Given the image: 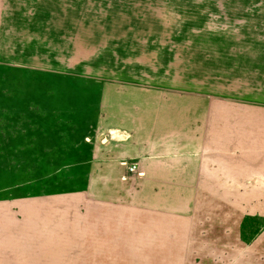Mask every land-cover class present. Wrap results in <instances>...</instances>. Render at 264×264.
Here are the masks:
<instances>
[{
    "label": "rangeland",
    "instance_id": "rangeland-1",
    "mask_svg": "<svg viewBox=\"0 0 264 264\" xmlns=\"http://www.w3.org/2000/svg\"><path fill=\"white\" fill-rule=\"evenodd\" d=\"M49 1L42 5L47 6L45 10L40 8L36 12L33 4L27 14L74 15L85 22L88 28L82 29L87 30L89 42L80 46L79 57L92 62L91 68L85 70L93 71L95 76L83 74V68L45 71L0 61V201L15 205L44 204L55 210L62 205L66 213L64 220L57 221L58 226L53 229L62 241L57 250L67 257L77 247V241L97 230L88 223L94 213L87 214L86 192L82 194L83 200L71 194L85 190L92 138H101L97 129L103 127L101 101L106 88L121 92L122 97H132L134 106L145 108L155 101L150 100L152 94L166 92L168 96L164 98L169 100L162 98L159 102L166 101L163 107L175 108L176 121L177 113L187 108L191 124L195 123L193 129L204 128L215 107L222 109L223 122L230 123L229 111L234 118V47L248 30L254 32V27H261L264 0ZM30 45L46 53L53 51L39 42ZM169 92H174V102H170ZM213 94L218 97L212 98ZM114 135L119 137L118 133ZM245 182L208 181L210 185L200 190L198 202L190 213H176L172 217L154 211L150 216L146 214L148 220L141 226L140 216L143 218L145 213L138 212L139 226L127 229L123 226V231H128V236L142 237L144 242L131 245L129 250L138 251L141 247L143 251L162 252L172 245L161 240L215 238L225 226L230 231L235 214L248 210V201L252 204L261 198L235 195L234 186L243 193L246 191ZM15 208V215L22 218ZM132 219L136 223L135 216ZM115 220L114 229L118 227L119 217ZM46 222L54 221L47 218ZM113 231L109 234L119 235ZM85 245L81 244L84 248ZM201 245L204 246L191 244L195 252ZM174 247L176 252L184 248L182 243H175ZM71 262L70 259L46 261L47 264ZM136 262L179 264L181 261L169 258Z\"/></svg>",
    "mask_w": 264,
    "mask_h": 264
},
{
    "label": "crops",
    "instance_id": "crops-1",
    "mask_svg": "<svg viewBox=\"0 0 264 264\" xmlns=\"http://www.w3.org/2000/svg\"><path fill=\"white\" fill-rule=\"evenodd\" d=\"M48 2L0 0V61L45 71L83 68V74L95 76L85 70L92 62L79 57L80 46L89 42L87 30L82 29L88 28L85 22L74 15L27 14L33 4L38 12L45 10L47 6L42 5ZM254 28L234 45V118L229 111L230 123L223 122L222 109L215 107L209 114L210 122L207 119L204 128L193 129L195 123L191 124L187 108L177 113L176 121L175 108L159 102L169 100L164 98L166 92L152 94L150 100L155 101L145 108L134 106L132 97H122L121 92L107 87L101 101L103 127L97 129L101 138H92L85 190L66 193L83 200L86 192L87 214L94 213L88 223L97 230L77 241L67 257L62 256L57 250L62 241L53 229L57 221L64 220L62 205L61 209L56 206L62 210L57 211L44 204L0 201V264H47L49 259H70L71 264H137L142 259L169 258L180 260L179 264H264V22ZM37 42L53 51L46 53L30 45ZM169 93L170 102H174V92ZM175 124L181 126L176 128ZM133 165L136 169L130 171ZM223 180L246 181L244 193L234 186L235 195L261 197L252 204L248 201V210L235 214L230 231L225 226L215 238L161 240L172 245L162 252L143 251L141 247L129 250L131 245L144 242L142 237L123 231V226H139L138 212L145 213L140 216L141 226L148 220L146 214L154 211L172 217L190 213L200 190L210 185L208 181ZM15 207L22 218L15 215ZM133 216L137 219L134 224ZM47 218L54 222L47 223ZM196 242L204 244L198 256L191 246ZM175 243L183 244L181 252L175 251ZM81 244H86L85 248Z\"/></svg>",
    "mask_w": 264,
    "mask_h": 264
},
{
    "label": "built area",
    "instance_id": "built-area-1",
    "mask_svg": "<svg viewBox=\"0 0 264 264\" xmlns=\"http://www.w3.org/2000/svg\"><path fill=\"white\" fill-rule=\"evenodd\" d=\"M129 169H130V171H134V170L136 169V166L133 165V166H131Z\"/></svg>",
    "mask_w": 264,
    "mask_h": 264
}]
</instances>
